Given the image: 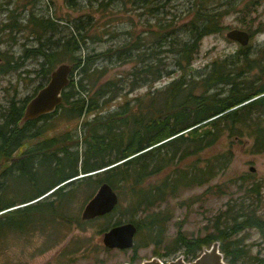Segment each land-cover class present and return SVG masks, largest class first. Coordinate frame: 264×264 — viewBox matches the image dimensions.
Returning a JSON list of instances; mask_svg holds the SVG:
<instances>
[{
  "label": "trees",
  "instance_id": "16d2710c",
  "mask_svg": "<svg viewBox=\"0 0 264 264\" xmlns=\"http://www.w3.org/2000/svg\"><path fill=\"white\" fill-rule=\"evenodd\" d=\"M174 1L87 0V4L92 9L107 10L111 5L127 6L131 3L136 9L143 8V12L150 11L154 16L163 13L169 16L172 15L171 4ZM30 2L37 4V0ZM66 2L72 7L79 4V0ZM191 2L193 16L189 20L176 27H172L173 23L170 21L164 23L161 20L157 23L159 33L148 47L152 49L148 63L147 54L142 53L140 42H125L116 49H108L99 54H80L88 42L95 15L88 12L84 18L79 16L72 19L70 23L74 31L60 40L62 49L69 52L74 70H78L77 75L71 74V82L63 90V101L55 112L27 121L23 126L19 125V121L24 116L28 98L22 104L14 99L9 103L0 121V161L10 160L13 153L26 144L24 140L41 139L45 135L49 124L39 125L40 120L51 118L60 111V114L70 116L71 120H79L88 115L81 132L83 151L70 145L75 135L68 132L64 141L57 137L42 138L37 145H33L36 150L29 154L32 159H24L25 162L22 160L13 166H18L16 169L21 172V167L25 164L37 170L47 161V166L60 172V176L53 182L58 187L50 193L54 197L63 194V186L67 183L74 184L75 180H79V183L88 182L96 177L94 182L100 185L109 183L118 195L120 182L131 183L134 205L144 216L130 221L136 224L137 234L146 231L150 234L149 243L158 247L163 244L165 226L170 220V213L163 205L182 189L210 182V188L206 192L210 190L211 196H229L225 207L210 221V232L189 237L180 228L173 247L165 246L164 255L169 256L176 250L183 249L186 257H191L192 260L204 246L219 241L229 264H246L244 258L253 257V246L245 245L240 234L255 229L264 238V194L261 182L257 181L252 172L230 177L219 183L216 180L230 169L235 157L234 144L243 139L251 140L249 151L252 154H264V46L255 51L249 44L242 46L234 55L214 62L201 78H193L190 73L192 69L185 68L190 65L194 54L199 52L203 38L222 31L225 28V16L234 12H240L241 15L243 13L242 7L238 8L242 1ZM8 4L10 3H6ZM0 5L3 6L4 2L0 1ZM249 7V3L244 4L246 15ZM11 11L14 14L6 24L11 30L18 28L21 31L30 22L36 23L45 32L55 31L58 26L53 18L37 16L33 8L30 10L28 24L19 20L20 12L16 9ZM263 24L259 23L255 28L245 23L243 26L254 35L264 30ZM42 38L39 37L38 47L27 49L25 57L42 58V72L48 80L55 69L54 65L60 61L61 52L58 50L61 49H54L47 42H42ZM165 46H168V51L164 49ZM135 49L138 50L136 53ZM164 52L176 55L177 65L183 73L168 85L156 87L155 83L168 74L159 70V62L164 64L160 54ZM102 56L125 63H142L141 67H136L129 74L135 80L142 79L143 84H150L149 91L143 97L124 98L117 108H113L112 103L117 98L122 94L129 95L140 85L132 81L128 92L123 93L126 89L122 86L125 81L122 79L123 75L118 78L107 76L108 68L102 70L95 66ZM1 61L0 74L16 71L19 67L18 61L12 57L8 60L2 57ZM52 143L62 145L51 151ZM209 148L217 150L210 158L202 161L200 156ZM191 156H199L200 159L186 169L181 168L179 165ZM174 165L176 167L173 174L156 184H148L166 168ZM106 167L108 168L100 171ZM74 177L78 178L70 180ZM53 184L39 191L27 202L20 201L28 203L22 207L11 209L20 203L0 201V230H23L29 226L45 231L44 225L48 223L49 215L62 217L61 204L47 200L49 197L42 199L54 188ZM234 187L242 192L240 196L235 197L232 193ZM121 199L119 196V204L111 213L95 218L107 219L103 232L121 223H113L111 219L120 206ZM33 200L35 201L31 202ZM95 219L84 220L81 217L76 222L83 226ZM133 248L136 250V243ZM258 256L259 254L255 255V258ZM259 264H264V258Z\"/></svg>",
  "mask_w": 264,
  "mask_h": 264
},
{
  "label": "rangeland",
  "instance_id": "374dc122",
  "mask_svg": "<svg viewBox=\"0 0 264 264\" xmlns=\"http://www.w3.org/2000/svg\"><path fill=\"white\" fill-rule=\"evenodd\" d=\"M0 1L4 2L3 6L0 5V63H2V57L5 60L12 57L19 63L16 71L0 74V121H2L6 107L13 99L18 104H22L27 98L29 101L40 89V86L47 84L49 80L45 79L42 72V58L25 57L27 49L36 48L40 45V36L43 37L42 42H47L54 49H61L58 50L61 52L60 61L54 65V68L62 63H72L69 58V52L62 49V41L60 39H65L74 31L73 25L70 23L72 19L79 16L84 18L86 13L91 12L95 15L94 23L92 22L88 42L82 51L79 52L80 54H99L108 49H116L125 42H140L142 53L147 54L146 63H148L151 56L150 52L152 51L148 47L151 45L152 39L156 38L159 33L156 28L157 23L161 20L164 23L170 21L173 23L172 27H176L179 23L187 21L193 16L191 0H175L171 4L172 15L169 16L164 13L154 16L150 11L143 12V8L136 9L131 3L127 6H121L120 4L111 5L107 10H104L101 8L92 9L87 4V0H79L77 7H72L66 0H37V4L29 3L31 0ZM216 1L220 2L223 0ZM236 1L237 3L242 1V3L238 4V8L242 7L243 15L240 12H234L225 16L223 19L225 28L218 33H213L203 38L199 52L194 54L190 65L185 68L186 70L192 69L190 73H192L193 78H201L211 69L214 62L222 61L234 55L242 47L240 43L227 38L226 33L230 29L239 28L248 31L243 26V23L252 25L254 28L259 23H264V0ZM6 3L10 4L6 5ZM245 3L250 4L247 15V9L244 8ZM32 8L37 16L55 19L58 24L56 30L45 32L36 23L30 22L28 24ZM14 9L21 13L19 20L23 21L24 24H28L25 28L21 27L23 29L21 31L18 28L11 30L10 27H6L11 15L14 14L11 10ZM249 46H251L253 51L264 46V30L252 35ZM164 49L168 51L169 48L165 46ZM134 51L136 53L138 50L135 49ZM27 54L30 55L29 52ZM160 57L164 64L162 65L158 61L159 70L168 74L155 83L154 86L156 87L168 85L183 73L177 65L175 54L164 52L160 54ZM95 66L102 70L108 68L107 76L118 78L123 75L122 79H125V81L122 86L126 87L123 93L128 92L132 81L140 85L129 95L124 96L122 94L123 96L117 98L112 103L113 108H117L124 101V98L143 97L149 91L150 84H143L142 79L135 80L129 74L136 67L142 66L140 62L125 63L102 56ZM77 71L73 70V76L77 75ZM60 113L61 111L51 118L42 119L38 122L39 125L43 123L49 124L45 135L41 139L24 140L26 144L16 150L10 160L0 161V201L4 203L27 202L37 195L39 191L53 184L55 179L60 176V172L57 169L53 170L47 166V161H44L37 170L31 169V165L25 164L24 167H21V172V170L16 169L18 166H13L21 159L26 160L32 157L29 154L36 150L33 145H37L42 138L57 137L64 141L69 135L68 132H70L75 135L70 145L74 146V149L79 148V151L84 150L82 143L83 133L81 132L84 127V120L88 115L79 120H71L70 116ZM76 141L79 142L78 145ZM61 145L62 143L59 145L52 143L51 151H55ZM250 145V139H243L242 142L234 144L235 157L232 165L228 172L221 175L216 182H223V180L230 177L252 172L257 181L261 182L264 194V154H252L249 151ZM226 146H228V142ZM216 150L217 148L205 150L200 156L201 160L210 158V155ZM199 159V156H191L179 166L186 169ZM175 167L174 165L166 168L156 179L150 180L148 184L150 182L151 184H156L170 176L174 173ZM252 168H254L253 171ZM77 178L74 177L70 180ZM94 179L80 183L78 182L79 180H75L73 181L74 184L70 185L67 183L63 186V194L57 197H54L53 193L50 194L58 187L53 184L56 187L47 192L42 199L49 197L47 200H54L56 204H61L62 217L49 215V221L44 225L45 231L29 226L23 230H6L7 228L0 230V264H122L125 262L140 264L144 260L154 257H158L167 263L180 256L190 260L191 257L187 258L183 253V249L176 250L174 254L165 256V246L170 245V247H173V242L180 228L189 237L205 235L206 232H210V221L219 210L225 207L229 199L228 195L217 197L211 196L210 190L206 192L210 188V182L203 186L182 189L163 205L166 211L170 213V220L165 226L164 240L160 247L149 243L150 234L143 231L138 232L135 236L136 250L135 248L125 250L109 249L102 243V230L107 226V219H95L83 226L78 225L76 222L77 219L82 217L85 205L99 188L100 184L94 182ZM131 185V183L127 182L118 184L119 196L122 199L120 200V206L114 211L111 218L113 223L117 221L124 223L133 218L139 220L144 216V213L136 210L137 206L134 205L133 187ZM232 191L235 197L242 194L237 187H234ZM26 204L28 203H20L11 209L22 207ZM262 210L264 213V201ZM240 236L243 238L245 245L253 246V252L251 253L253 257H245L244 262L246 264H259L261 259L264 258V238L255 229L246 230ZM257 254H259L258 258H255Z\"/></svg>",
  "mask_w": 264,
  "mask_h": 264
},
{
  "label": "water",
  "instance_id": "95a60500",
  "mask_svg": "<svg viewBox=\"0 0 264 264\" xmlns=\"http://www.w3.org/2000/svg\"><path fill=\"white\" fill-rule=\"evenodd\" d=\"M226 36L228 39L247 46L252 35L249 31L239 28L230 29ZM74 65L72 63H62L58 65L50 74V78L43 87L28 101L24 116L20 121V126L25 122L36 119L40 116L55 112L63 101V90L71 82V74ZM103 168L102 170L107 169ZM254 168H252V171ZM98 172V171H97ZM119 204V195L113 187L107 183H102L95 195L85 205L82 212V219L91 220L111 213ZM138 228L134 222L128 221L114 225L103 232L102 243L109 249H131L135 245V236ZM132 264V263H122ZM140 264H165L158 257L144 260ZM167 264H229L221 251L220 242L214 241L210 246H204L199 255L187 261L180 256Z\"/></svg>",
  "mask_w": 264,
  "mask_h": 264
},
{
  "label": "flooded vegetation",
  "instance_id": "af4514ba",
  "mask_svg": "<svg viewBox=\"0 0 264 264\" xmlns=\"http://www.w3.org/2000/svg\"><path fill=\"white\" fill-rule=\"evenodd\" d=\"M43 86H44V85H43ZM43 86H42V87H43ZM37 92H38V91H37ZM27 103H28V102H27ZM26 105H27V104H26ZM22 160H24V159H21L20 161H22ZM20 161H19V162H20ZM54 187H55V186H54Z\"/></svg>",
  "mask_w": 264,
  "mask_h": 264
},
{
  "label": "bare ground",
  "instance_id": "6f19581e",
  "mask_svg": "<svg viewBox=\"0 0 264 264\" xmlns=\"http://www.w3.org/2000/svg\"><path fill=\"white\" fill-rule=\"evenodd\" d=\"M19 125H20V121H19Z\"/></svg>",
  "mask_w": 264,
  "mask_h": 264
}]
</instances>
